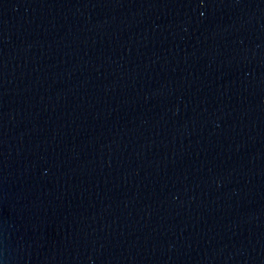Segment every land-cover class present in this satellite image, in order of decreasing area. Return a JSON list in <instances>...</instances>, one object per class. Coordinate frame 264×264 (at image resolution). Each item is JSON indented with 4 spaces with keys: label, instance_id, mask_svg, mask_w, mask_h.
Wrapping results in <instances>:
<instances>
[{
    "label": "water",
    "instance_id": "obj_1",
    "mask_svg": "<svg viewBox=\"0 0 264 264\" xmlns=\"http://www.w3.org/2000/svg\"><path fill=\"white\" fill-rule=\"evenodd\" d=\"M0 264H264V0H0Z\"/></svg>",
    "mask_w": 264,
    "mask_h": 264
}]
</instances>
